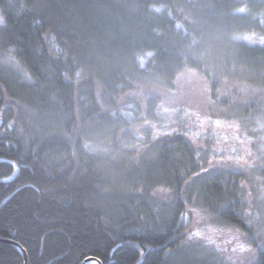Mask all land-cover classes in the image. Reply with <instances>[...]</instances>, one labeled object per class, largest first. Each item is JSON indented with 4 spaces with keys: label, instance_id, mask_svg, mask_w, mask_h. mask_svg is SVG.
Instances as JSON below:
<instances>
[{
    "label": "trees",
    "instance_id": "1",
    "mask_svg": "<svg viewBox=\"0 0 264 264\" xmlns=\"http://www.w3.org/2000/svg\"><path fill=\"white\" fill-rule=\"evenodd\" d=\"M0 2V40H13L6 51L42 76L0 73V236L25 249L27 264H232L218 246L194 241V211L218 231L264 242L250 180L208 166L188 131L166 123L156 93L196 72L211 114L260 133L264 0ZM95 64L106 76L83 78L81 68ZM143 84L145 104L123 100ZM134 125L155 137L129 133ZM0 264H25V254L0 240Z\"/></svg>",
    "mask_w": 264,
    "mask_h": 264
},
{
    "label": "rangeland",
    "instance_id": "2",
    "mask_svg": "<svg viewBox=\"0 0 264 264\" xmlns=\"http://www.w3.org/2000/svg\"><path fill=\"white\" fill-rule=\"evenodd\" d=\"M3 7L4 4L1 3L0 29L4 30L6 24L4 23ZM75 7L76 5L73 6L72 10ZM83 13L90 18L87 9ZM1 42L3 43L1 44ZM12 44L13 40H0V73L11 78L17 77L18 80L27 78L29 81H33L36 79L37 83H41L42 76L31 71L25 61L18 58L15 51H12V53L6 51V49L12 47ZM67 44H69L68 41ZM15 47L19 50L17 45ZM104 66L105 64L84 66V68H81L85 71L83 78L88 79L89 76H93L97 79L106 76L107 71ZM18 72H21L22 75L20 76ZM75 77L77 79L74 80V83L78 82L80 74L77 72ZM96 79H93L91 83L96 96L100 98L105 89ZM176 86L177 88L174 91L157 89L156 92L164 101L162 102V108L167 110L166 123L170 124L169 127H177L179 130L188 131L196 148L200 149L201 155H205L208 159V166L234 169L247 176L250 182L243 185L246 186L249 192L247 199L249 211H251L253 217H258L257 225L260 229L258 231L262 232L264 237V173L257 169L258 165L264 166V128H258L261 132L254 133L252 129L241 126L239 121L233 117L224 118L211 114L202 101L205 97V88L201 77L196 72L195 74L192 71L181 73L176 81ZM145 94H147V89L144 84L134 86L131 91L123 96V100L133 99L138 103L143 101V104H145ZM176 118H179L180 122H175ZM145 130H151L152 137H155L153 128L146 126L134 125L130 130L131 132H128L138 136ZM155 194L160 199H168L172 195L170 191L165 192L164 190H158ZM256 204L259 207H255ZM197 212L194 211L195 215L194 218L192 217V223L190 224L192 228L190 235L196 239L194 241L199 240L207 245H216L219 247L221 255L224 258L226 257L232 264H242V258L245 254L239 252L238 245L246 242V236L236 228H225L218 231L211 224L210 216L206 213ZM197 233L200 235L197 236ZM233 249H236V251H233ZM93 264H99V262L93 261Z\"/></svg>",
    "mask_w": 264,
    "mask_h": 264
},
{
    "label": "snow or ice",
    "instance_id": "3",
    "mask_svg": "<svg viewBox=\"0 0 264 264\" xmlns=\"http://www.w3.org/2000/svg\"><path fill=\"white\" fill-rule=\"evenodd\" d=\"M197 236L200 234L197 233ZM254 239H248L246 238L245 243H240L238 245L239 252L242 254H245L242 258V264H260V256H264V252H260L258 255V249H264V242L260 244H254L253 243ZM255 245V246H253ZM233 251H236V249H233Z\"/></svg>",
    "mask_w": 264,
    "mask_h": 264
},
{
    "label": "water",
    "instance_id": "4",
    "mask_svg": "<svg viewBox=\"0 0 264 264\" xmlns=\"http://www.w3.org/2000/svg\"><path fill=\"white\" fill-rule=\"evenodd\" d=\"M0 240H2V241H4V242H7V243H12V244H15L16 246H19L21 249H22V252H23V254H25V264H27V262H28V254L26 253V251H25V249H23L20 245H19V243H17L15 240H13V239H7V238H3V237H1L0 236ZM91 261H98L99 262V264H102V261H100L99 259H96V258H94V257H88V258H86V260L84 261V263L83 264H86V263H89V262H91Z\"/></svg>",
    "mask_w": 264,
    "mask_h": 264
}]
</instances>
